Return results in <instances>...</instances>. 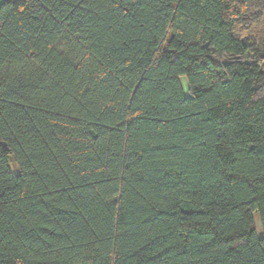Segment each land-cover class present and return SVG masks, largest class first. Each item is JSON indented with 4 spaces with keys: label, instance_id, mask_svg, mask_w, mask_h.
Returning a JSON list of instances; mask_svg holds the SVG:
<instances>
[{
    "label": "trees",
    "instance_id": "trees-1",
    "mask_svg": "<svg viewBox=\"0 0 264 264\" xmlns=\"http://www.w3.org/2000/svg\"><path fill=\"white\" fill-rule=\"evenodd\" d=\"M0 264H264V0H5Z\"/></svg>",
    "mask_w": 264,
    "mask_h": 264
},
{
    "label": "rangeland",
    "instance_id": "rangeland-1",
    "mask_svg": "<svg viewBox=\"0 0 264 264\" xmlns=\"http://www.w3.org/2000/svg\"><path fill=\"white\" fill-rule=\"evenodd\" d=\"M182 81H183V83H184V86L186 87V86H187V81H186V79L184 78ZM257 225H258V232L261 234V229H260V224H259V222H258V219H257Z\"/></svg>",
    "mask_w": 264,
    "mask_h": 264
},
{
    "label": "crops",
    "instance_id": "crops-1",
    "mask_svg": "<svg viewBox=\"0 0 264 264\" xmlns=\"http://www.w3.org/2000/svg\"><path fill=\"white\" fill-rule=\"evenodd\" d=\"M5 2V0H0V6Z\"/></svg>",
    "mask_w": 264,
    "mask_h": 264
}]
</instances>
